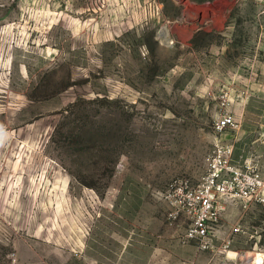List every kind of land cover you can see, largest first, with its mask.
I'll return each mask as SVG.
<instances>
[{"label":"rangeland","instance_id":"374dc122","mask_svg":"<svg viewBox=\"0 0 264 264\" xmlns=\"http://www.w3.org/2000/svg\"><path fill=\"white\" fill-rule=\"evenodd\" d=\"M218 145L264 173V0H0V264H264V201L188 234Z\"/></svg>","mask_w":264,"mask_h":264},{"label":"built area","instance_id":"2783aa9c","mask_svg":"<svg viewBox=\"0 0 264 264\" xmlns=\"http://www.w3.org/2000/svg\"><path fill=\"white\" fill-rule=\"evenodd\" d=\"M233 123V117L225 113L214 127L221 131ZM232 149L231 145H218L212 152L207 172L197 185V203L202 213L189 229L190 236L207 235V221H215L218 217L216 203L219 198L264 201V173L255 168L235 166Z\"/></svg>","mask_w":264,"mask_h":264},{"label":"bare ground","instance_id":"6f19581e","mask_svg":"<svg viewBox=\"0 0 264 264\" xmlns=\"http://www.w3.org/2000/svg\"><path fill=\"white\" fill-rule=\"evenodd\" d=\"M255 258V260L259 259L260 258V255L259 254H256L255 256H253Z\"/></svg>","mask_w":264,"mask_h":264},{"label":"crops","instance_id":"0c3cea01","mask_svg":"<svg viewBox=\"0 0 264 264\" xmlns=\"http://www.w3.org/2000/svg\"><path fill=\"white\" fill-rule=\"evenodd\" d=\"M242 202L247 203V201H242ZM248 202H249V201H248ZM250 202H252V200H251Z\"/></svg>","mask_w":264,"mask_h":264},{"label":"water","instance_id":"95a60500","mask_svg":"<svg viewBox=\"0 0 264 264\" xmlns=\"http://www.w3.org/2000/svg\"><path fill=\"white\" fill-rule=\"evenodd\" d=\"M159 33H161V31Z\"/></svg>","mask_w":264,"mask_h":264}]
</instances>
